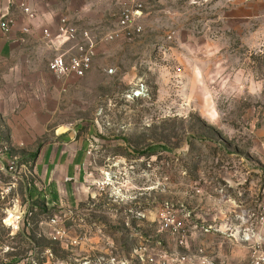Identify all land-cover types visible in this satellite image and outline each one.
I'll return each instance as SVG.
<instances>
[{
	"label": "rangeland",
	"instance_id": "obj_1",
	"mask_svg": "<svg viewBox=\"0 0 264 264\" xmlns=\"http://www.w3.org/2000/svg\"><path fill=\"white\" fill-rule=\"evenodd\" d=\"M109 11L80 22L101 36L120 7ZM248 12L242 0H144L143 31L101 43L83 78L56 79L45 42L32 97L1 77L11 61L0 64V264H79L82 253L158 244L183 254L165 224L186 242L203 231L224 179L242 185L239 208L257 223L217 225L226 251L264 238V47L249 46ZM141 84L146 95L127 98Z\"/></svg>",
	"mask_w": 264,
	"mask_h": 264
},
{
	"label": "crops",
	"instance_id": "obj_2",
	"mask_svg": "<svg viewBox=\"0 0 264 264\" xmlns=\"http://www.w3.org/2000/svg\"><path fill=\"white\" fill-rule=\"evenodd\" d=\"M124 0H0V19L8 15L14 22L13 28L8 36L4 35L0 30V64L11 61L13 71L10 75L1 76L6 79L17 80L23 96H31L35 93V88L41 86V81L44 80L47 70L45 62L38 57L40 49H47L44 44L43 31L47 30L56 37L58 34L59 24L62 18L69 19L73 26L79 29H84L80 22V17H90L94 21H101V17L109 15V9L120 7L122 8ZM249 8L247 19L251 22V37L250 47H264V0H242ZM144 2V0H143ZM24 4L26 7L34 11V18L28 19L20 5ZM144 12L140 19L143 22ZM29 29L28 34H24V29ZM98 54V52H97ZM0 77V78H1ZM20 93V95H21ZM20 99L15 102V108H19L20 104L25 103ZM13 108V110H16ZM222 186L215 187L214 193L219 196L218 208L219 211L212 210V215L202 218L203 224L207 225L203 231L192 234L186 242L185 253L181 254L175 249L169 248L168 251L154 246L151 249L141 248L129 256L118 257L114 255L113 249L106 247L101 249L96 255L92 257L82 253L76 262L79 264H110L111 259L124 264H149L146 261L147 255L155 256L164 253L167 256L176 258L185 257L186 263L183 264H200L201 258L208 261L209 264H245L248 260V249L246 248V241L240 239L236 244H245V246H234V249L229 252L224 247V240L218 238V233L223 234L221 227L216 229L217 225L223 224H250L256 223V219L242 215L239 206L242 202L238 199L239 192L237 188L242 186L237 183H230L223 180ZM49 202V200L47 201ZM234 207L233 211L227 213L226 210H221L225 205ZM42 210H48V203L40 202ZM214 207V206H213ZM212 207V208H213ZM199 219V218H198ZM213 227L215 229H213ZM241 226H238V228ZM247 230V228H246ZM220 235V234H219ZM231 235V234H230ZM235 234L232 236L234 237ZM248 235V234H247ZM99 241L102 237L96 236ZM195 244L199 246L194 247L192 240H196ZM263 238V237H262ZM264 240V238H263ZM87 253V251H85ZM81 263H80V262ZM17 264V263H16ZM154 264H158L155 262Z\"/></svg>",
	"mask_w": 264,
	"mask_h": 264
},
{
	"label": "built area",
	"instance_id": "obj_3",
	"mask_svg": "<svg viewBox=\"0 0 264 264\" xmlns=\"http://www.w3.org/2000/svg\"><path fill=\"white\" fill-rule=\"evenodd\" d=\"M20 9L28 19L34 18V11L26 7L24 4L20 5ZM144 12L143 0H124L118 19L114 27L101 36H96V33L89 29H79L73 26L68 18L61 19L56 37H52L49 31H43V39L50 44L54 57L48 63V70L58 80L66 82L70 78H83L91 71L92 63L97 56L98 47L104 42H113L116 40H130L135 35L143 31L142 22L140 21ZM14 22L5 15L0 19V30L8 36L13 28ZM24 34L29 33V29L23 30ZM110 74L112 70L108 71ZM147 93V89L143 84L138 85L136 89L130 91L127 95L129 99H141ZM7 171H14L13 163L4 167ZM55 222L54 220L52 221ZM170 222V221H169ZM164 226L172 232L173 235H180L178 237V245L185 246L186 241L178 229L177 223L171 221ZM56 238H54L55 240ZM248 242V260L245 264H264V240L261 238H247ZM146 261L149 264H183L186 263L185 257L169 259L165 254H157L155 256L147 255ZM110 264H124L110 260ZM200 264H209L204 258H201ZM228 264V263H222Z\"/></svg>",
	"mask_w": 264,
	"mask_h": 264
},
{
	"label": "water",
	"instance_id": "obj_4",
	"mask_svg": "<svg viewBox=\"0 0 264 264\" xmlns=\"http://www.w3.org/2000/svg\"><path fill=\"white\" fill-rule=\"evenodd\" d=\"M187 151H188V149H187V147H185V148L183 149V151H182V154H183V155H186V154H187Z\"/></svg>",
	"mask_w": 264,
	"mask_h": 264
}]
</instances>
